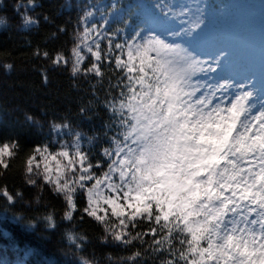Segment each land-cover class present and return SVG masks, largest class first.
<instances>
[{
  "label": "snow or ice",
  "instance_id": "snow-or-ice-1",
  "mask_svg": "<svg viewBox=\"0 0 264 264\" xmlns=\"http://www.w3.org/2000/svg\"><path fill=\"white\" fill-rule=\"evenodd\" d=\"M91 31L85 28L72 50L73 74L81 71L85 48L95 62L83 71L102 75L100 62L106 57L98 39L85 44ZM108 45L112 56L111 39ZM114 47L120 50L114 60L126 83L109 107L124 131L120 139L112 138L113 148L104 149L110 159L107 171L100 177L92 172L100 165L86 163L77 133L71 148L50 153L46 145L37 147L27 172L41 175L64 195L66 219H72L79 189L87 197L84 213L106 225L109 216L116 218L106 227L114 240L127 244L145 235L157 237L153 251L172 257L162 264H264V106L254 114L250 90L225 101L217 94L232 86L228 82L215 87L194 82L196 65L207 62L189 63L179 45L155 32L144 37L137 31ZM53 62L68 63L60 54ZM207 71H215L212 64ZM15 147V142L0 145V167H8L6 157L14 155ZM47 219L54 226L52 217ZM139 220L154 222L160 233L152 227L133 236L129 225L135 228ZM68 239L75 237L69 233Z\"/></svg>",
  "mask_w": 264,
  "mask_h": 264
},
{
  "label": "trees",
  "instance_id": "trees-1",
  "mask_svg": "<svg viewBox=\"0 0 264 264\" xmlns=\"http://www.w3.org/2000/svg\"><path fill=\"white\" fill-rule=\"evenodd\" d=\"M182 1L188 19L194 23L197 7H206L211 0ZM86 3L0 0V19L4 22L0 25V142L16 144L14 155L6 157L8 167H0V212L8 215L0 218V264H14L25 246L54 258L58 264H161L172 258L167 251H153L157 237L151 235L127 244L114 240L106 227L117 220L109 216L106 225L84 213L87 200L79 189L72 219H66L64 195L54 191L41 175L27 172L28 158L40 145L39 130L48 131L53 124L65 122L91 137L88 162L100 165L92 169L97 177L109 165L102 149L108 145L113 128L120 125V116L110 110L109 104L119 98L126 78L114 58L101 62L102 75L85 73L83 69L94 63L91 55L85 58L81 71L73 74L72 50L83 30ZM26 19L33 24H27ZM254 22L259 27L264 25L262 18L255 17ZM58 54L68 63H54ZM4 191L13 199L9 200ZM49 216L54 226H49ZM152 227L160 233L159 227L147 220H139L135 228L129 225L128 231L135 236ZM68 230L82 236L81 247L67 241ZM174 245L175 249L181 247L175 241ZM26 261L42 264L34 255Z\"/></svg>",
  "mask_w": 264,
  "mask_h": 264
},
{
  "label": "rangeland",
  "instance_id": "rangeland-1",
  "mask_svg": "<svg viewBox=\"0 0 264 264\" xmlns=\"http://www.w3.org/2000/svg\"><path fill=\"white\" fill-rule=\"evenodd\" d=\"M123 1L125 4H123ZM172 1L174 0H87L82 18L83 30L81 34L84 33L85 28L92 31L85 40V44L90 45L93 43L94 38L98 39L100 49L106 57L103 59L104 62H110L115 55L120 54V50L115 49V44L126 43L132 39L137 31H140L144 37H147L150 32H155L156 35L167 40L169 43L179 45L182 55L188 57L191 54L183 50L185 46L189 47L190 50H195L197 53L191 54V57H188L189 63L192 61L207 62L196 65L197 71L199 67L203 68L204 71L195 75L192 74L194 82L199 81L201 84L207 82L213 85V87L228 82L232 86L226 92L217 94L218 96H223L225 101L234 99L241 91L250 90L253 92L251 104L254 114L261 110L262 106H264V56L262 57L263 63L260 66L252 60V57L257 58L259 56L260 48L264 46V34L252 28L253 25L249 21V17L250 14H261L263 12L262 5L264 4V0L239 2L245 5L248 10L246 11L247 13H244L243 9L237 7L236 0L214 1L211 4V8L216 15L222 16L225 27H219L217 32H210V34L207 33V28L201 23L197 30L198 39H195L191 29H188L187 32V29L184 30L183 25L179 24L181 18L176 15V11L171 10L172 6L169 5ZM131 7H133V11ZM125 15L127 19H125ZM28 21L27 24H33V21ZM105 21L107 22L105 23ZM3 24L4 22L0 19V25ZM97 32L100 33L99 38H97ZM109 39L112 40L113 44L112 56H108ZM195 43L197 45L200 43L201 48H196ZM247 45H250L252 49ZM82 50L84 51L85 58L88 55L92 56L91 53L86 52L85 48H82ZM217 60L219 61V67L215 63ZM208 64H212L215 71H207ZM238 85H245V88L241 89L237 87ZM121 89L119 90V94ZM58 125H67V127L58 128ZM39 131L41 138L38 147L43 148L46 145L50 153L60 151L64 145L71 148L78 133L80 136V150L87 154V146L90 144L91 137L81 130L72 127L67 122L64 124L55 123L48 131L42 129ZM123 131L124 129L121 125H116L110 133L108 145L104 149L113 148L112 138L120 139V133ZM4 143L7 142H0V145ZM104 149L102 151L103 155ZM104 157L110 163V159L105 155ZM40 159V156H37V160ZM88 161L87 154L86 163ZM52 164L54 166L55 162H52ZM6 217H8L6 213L0 212V218ZM69 233L75 237V240L70 241L68 239ZM65 236L68 242L78 247L83 245L84 239L76 231L68 230ZM22 251L21 257L17 258L14 264H27L26 260L31 255L37 257L42 264H58L54 258L39 254L30 246H25L22 248Z\"/></svg>",
  "mask_w": 264,
  "mask_h": 264
},
{
  "label": "bare ground",
  "instance_id": "bare-ground-1",
  "mask_svg": "<svg viewBox=\"0 0 264 264\" xmlns=\"http://www.w3.org/2000/svg\"><path fill=\"white\" fill-rule=\"evenodd\" d=\"M81 5V4H80ZM115 61V60H114Z\"/></svg>",
  "mask_w": 264,
  "mask_h": 264
}]
</instances>
